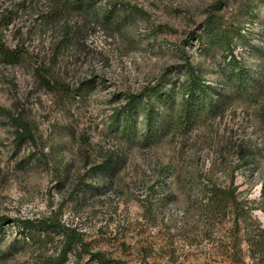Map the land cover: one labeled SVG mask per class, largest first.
Returning a JSON list of instances; mask_svg holds the SVG:
<instances>
[{"label":"rangeland","instance_id":"1","mask_svg":"<svg viewBox=\"0 0 264 264\" xmlns=\"http://www.w3.org/2000/svg\"><path fill=\"white\" fill-rule=\"evenodd\" d=\"M72 1L0 0V264H264V0Z\"/></svg>","mask_w":264,"mask_h":264},{"label":"trees","instance_id":"2","mask_svg":"<svg viewBox=\"0 0 264 264\" xmlns=\"http://www.w3.org/2000/svg\"><path fill=\"white\" fill-rule=\"evenodd\" d=\"M83 1L85 0H73L71 2L72 5L74 6H78L79 4L83 3ZM207 29L211 30L210 26H206ZM233 29L235 30L234 27H229L228 29H219L220 34L223 35L224 39H226V41L230 40V35H232L230 32L233 31ZM221 35V36H222ZM0 56L7 58L8 60H12L17 58V55L15 53H13L8 46L4 43V41L2 40V38L0 37ZM229 65H237L238 61L236 60V57L232 55V53L230 54V59L228 61ZM235 70L234 68H231V73L234 75L235 80L239 81L241 80V78L244 75V69H239L238 71H233ZM191 74V78L189 80V82L185 85L184 87V94L182 95V98H184L181 102V117H184V120L187 121H191L193 119L192 117V113L193 110L195 108V103L199 102L202 100V98H207L208 97V91H207V87L204 86L199 77H198V73L195 72L194 70L190 71ZM226 87H228V85L226 84ZM225 87V89H227ZM253 91H255V89H253ZM153 95L158 99V98H162L165 95H167V92H164L163 88L161 87H155L153 88L152 91ZM227 92V91H226ZM134 102V101H133ZM208 108L209 110L218 108L220 105L219 104H214L213 103H208ZM144 106H149V104H144ZM131 108L132 106H130L129 108L123 109L122 111V120L123 122H127V120L129 119V117L131 116ZM4 112V111H3ZM117 120H119V114L117 115ZM11 120L14 121V124L16 126V138L18 139V141H23L25 139H31L32 135H31V130L29 129V126L26 124V122H24L21 119H15L13 117H11ZM151 121H149L150 123ZM214 194H218V193H214ZM3 225V218H0V227ZM61 225H56V223H52L51 221H49L48 219H40L38 220L36 223H32L31 221L27 220L23 222V228L24 229H28L29 227H36L37 230H39V234H41V232L44 231H48L51 230V227H57L60 228ZM63 233L66 234V247L63 249L62 252V256H65V253L67 250H69L70 246L76 244L79 247H84L80 236L78 233H76L73 230H68V229H62ZM85 248V247H84ZM93 256L95 257V259H97L98 264H112V261L109 259H105L104 255L101 253H94ZM45 264V263H42Z\"/></svg>","mask_w":264,"mask_h":264}]
</instances>
